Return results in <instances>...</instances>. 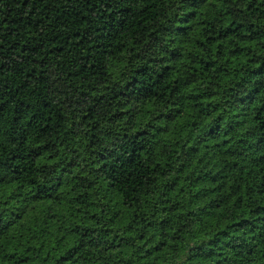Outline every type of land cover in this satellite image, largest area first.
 <instances>
[{"label":"trees","instance_id":"16d2710c","mask_svg":"<svg viewBox=\"0 0 264 264\" xmlns=\"http://www.w3.org/2000/svg\"><path fill=\"white\" fill-rule=\"evenodd\" d=\"M0 264H264V0H0Z\"/></svg>","mask_w":264,"mask_h":264}]
</instances>
